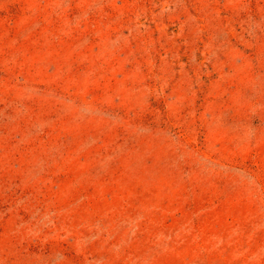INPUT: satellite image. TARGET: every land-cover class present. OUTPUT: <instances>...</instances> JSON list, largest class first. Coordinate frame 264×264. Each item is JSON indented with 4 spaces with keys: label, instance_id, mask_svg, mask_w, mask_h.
Returning a JSON list of instances; mask_svg holds the SVG:
<instances>
[{
    "label": "rangeland",
    "instance_id": "obj_1",
    "mask_svg": "<svg viewBox=\"0 0 264 264\" xmlns=\"http://www.w3.org/2000/svg\"><path fill=\"white\" fill-rule=\"evenodd\" d=\"M0 264H264V0H0Z\"/></svg>",
    "mask_w": 264,
    "mask_h": 264
}]
</instances>
